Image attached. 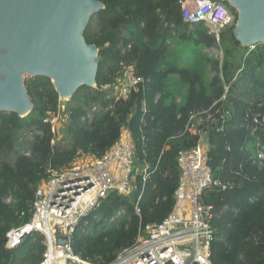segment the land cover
<instances>
[{
    "label": "trees",
    "instance_id": "obj_1",
    "mask_svg": "<svg viewBox=\"0 0 264 264\" xmlns=\"http://www.w3.org/2000/svg\"><path fill=\"white\" fill-rule=\"evenodd\" d=\"M95 1L103 8L82 33L97 48L95 86L82 85L61 101L50 79L34 76L23 81L30 112L20 117L0 110V264L41 261L42 235L27 236L8 250L5 234L30 218L34 192L47 169L98 158L126 131L134 143L135 189L101 199L71 241L82 259L112 262L134 244L140 228L170 212L180 175L177 154L199 141L185 131L188 118L216 102L230 116L222 130L217 124L207 129V165L213 179L232 187L204 195L213 205L217 230L210 261L264 264V165L253 164L250 151L255 152L256 137L264 144V43L252 49L241 45L233 33L237 12L226 1L233 22L221 32L219 44L204 22H184L183 0ZM214 48L221 59L207 52ZM125 67L146 82L126 100L115 99L111 92ZM51 113L61 117L58 133L44 122Z\"/></svg>",
    "mask_w": 264,
    "mask_h": 264
},
{
    "label": "built area",
    "instance_id": "obj_2",
    "mask_svg": "<svg viewBox=\"0 0 264 264\" xmlns=\"http://www.w3.org/2000/svg\"><path fill=\"white\" fill-rule=\"evenodd\" d=\"M185 1L186 8L181 2L184 22L189 26L204 22L208 33L219 44L221 32L233 22L224 0ZM217 50V57L221 59L222 53ZM145 82L131 67H125L118 75L111 96L126 100L132 90L144 86ZM224 98L223 95L221 100ZM145 106L142 101V114L147 112ZM229 116L230 111L217 102L208 110L190 114L185 131L198 135L199 141L193 148L177 154L180 175L170 212L161 222L140 228L134 244L121 250L112 262L94 263L82 259L73 251L71 241L76 226L101 199L111 192L126 196L135 189L134 176L138 170L134 143L123 131L115 144L98 158L82 161L89 158L82 157L68 168H48L46 178L34 192L30 218L6 232L5 248L15 249L25 237L38 233L44 237L45 246L38 264H212L210 246L217 230L212 224L213 205L204 201V195L206 191H224L232 185L213 179L200 139L212 124L222 130ZM258 116L254 123H258ZM60 120L57 113H51L44 122L50 125L52 132L58 133ZM252 162L264 165V144L260 137L255 140ZM147 173L144 166L143 180Z\"/></svg>",
    "mask_w": 264,
    "mask_h": 264
},
{
    "label": "water",
    "instance_id": "obj_3",
    "mask_svg": "<svg viewBox=\"0 0 264 264\" xmlns=\"http://www.w3.org/2000/svg\"><path fill=\"white\" fill-rule=\"evenodd\" d=\"M224 1L237 12L235 38L247 47L264 43V0ZM102 8L95 0H0L1 111L30 112L24 74L50 79L59 99L95 86L97 48L82 33Z\"/></svg>",
    "mask_w": 264,
    "mask_h": 264
},
{
    "label": "rangeland",
    "instance_id": "obj_4",
    "mask_svg": "<svg viewBox=\"0 0 264 264\" xmlns=\"http://www.w3.org/2000/svg\"><path fill=\"white\" fill-rule=\"evenodd\" d=\"M186 1L185 0H183L182 1V4L184 5V7L186 8ZM227 7V6H226ZM228 9V8H227ZM229 10V9H228ZM235 12H236V10H235ZM236 25V22H235V24H234V28L236 27L235 26ZM237 38V37H236ZM237 40L242 44V41H240L238 38H237ZM242 45H247V44H242ZM252 45V44H251ZM254 45V44H253ZM212 55H214V57L215 58H217V54H218V56H219V51L217 50V49H211L210 51H209ZM32 76H30V75H27V74H24L23 75V80H28L29 78H31ZM68 98H66V99H64V98H61V101H64V100H67ZM59 119H60V116H59ZM61 121V120H60ZM204 138H205V136H204ZM202 146H203V143H202ZM90 160V158H87V159H83L82 161H89Z\"/></svg>",
    "mask_w": 264,
    "mask_h": 264
},
{
    "label": "crops",
    "instance_id": "obj_5",
    "mask_svg": "<svg viewBox=\"0 0 264 264\" xmlns=\"http://www.w3.org/2000/svg\"><path fill=\"white\" fill-rule=\"evenodd\" d=\"M209 51L210 50H208L207 52L209 54H211ZM217 59H219V57H217ZM123 133L128 134L126 131H123ZM200 142L203 143V148H204L205 151H207L208 150V143H207L206 135H205V138H204V136L201 137ZM250 151H251V153H253V155L255 154L254 149L253 150L251 149ZM258 167H261V166H258Z\"/></svg>",
    "mask_w": 264,
    "mask_h": 264
},
{
    "label": "clouds",
    "instance_id": "obj_6",
    "mask_svg": "<svg viewBox=\"0 0 264 264\" xmlns=\"http://www.w3.org/2000/svg\"><path fill=\"white\" fill-rule=\"evenodd\" d=\"M17 248V247H16ZM12 250V249H11Z\"/></svg>",
    "mask_w": 264,
    "mask_h": 264
}]
</instances>
